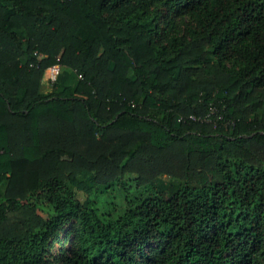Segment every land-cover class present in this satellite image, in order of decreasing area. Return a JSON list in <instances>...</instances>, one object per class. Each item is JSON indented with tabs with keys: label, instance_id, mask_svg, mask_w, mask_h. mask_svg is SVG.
Here are the masks:
<instances>
[{
	"label": "trees",
	"instance_id": "trees-1",
	"mask_svg": "<svg viewBox=\"0 0 264 264\" xmlns=\"http://www.w3.org/2000/svg\"><path fill=\"white\" fill-rule=\"evenodd\" d=\"M69 220L59 264H264V0H0V264Z\"/></svg>",
	"mask_w": 264,
	"mask_h": 264
},
{
	"label": "rangeland",
	"instance_id": "rangeland-1",
	"mask_svg": "<svg viewBox=\"0 0 264 264\" xmlns=\"http://www.w3.org/2000/svg\"><path fill=\"white\" fill-rule=\"evenodd\" d=\"M175 18H176V16H175ZM176 19H179V18H176ZM184 19L189 21L188 18H184ZM185 25H186L185 23H182V25H181V31L182 32H184V30H185ZM51 76H52L51 71L49 68H47L44 71V74H43L42 80H41L43 92H48L52 89V85H53L54 80H51ZM55 76H57V74ZM77 79H78V76L72 75L68 78L67 83L73 87L75 85ZM128 178L131 179V178H134V176L132 174H125V179H128ZM175 184H176V182L174 180H172L171 178H169V176L161 175L157 178V180L154 184L155 185L154 189H156V191H163V190L167 191L169 188H171ZM106 186H102L101 188H99L101 190V192L99 190V192L96 195L97 197H95V198H98L100 200H106L109 196L112 195L113 185L107 186V187ZM113 200H116V199L114 198ZM71 223H72V220L66 221L65 224H63L61 226L58 233L55 234V236H53V238L50 240V242H49L50 246L47 248V251H46L45 255L43 256L42 264H59V259L71 247V243H70L71 242L70 241V230H71V226H72ZM156 248L157 249L159 248L158 242L156 240H149L145 243V246H144L145 250L144 251L147 252L148 250H153ZM145 257L146 256L144 254L139 255L138 259L139 260H145L146 259Z\"/></svg>",
	"mask_w": 264,
	"mask_h": 264
},
{
	"label": "built area",
	"instance_id": "built-area-1",
	"mask_svg": "<svg viewBox=\"0 0 264 264\" xmlns=\"http://www.w3.org/2000/svg\"><path fill=\"white\" fill-rule=\"evenodd\" d=\"M50 71H51V80H55V75L57 74L58 71V65H53L51 67H49Z\"/></svg>",
	"mask_w": 264,
	"mask_h": 264
}]
</instances>
